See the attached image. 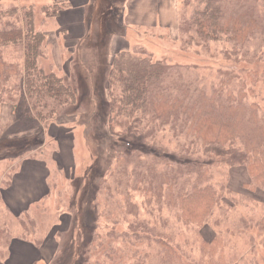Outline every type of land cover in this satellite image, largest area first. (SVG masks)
<instances>
[{
    "label": "rangeland",
    "instance_id": "rangeland-1",
    "mask_svg": "<svg viewBox=\"0 0 264 264\" xmlns=\"http://www.w3.org/2000/svg\"><path fill=\"white\" fill-rule=\"evenodd\" d=\"M171 1L176 2L174 6L179 21L184 0ZM71 2L68 6L64 0H0V11L19 10L11 18L16 25H23L24 12L33 10L35 30L46 35L40 66L46 72H54L58 77L64 78L65 82L78 91L77 104L59 107L56 119H30L26 107L28 100L22 101L20 92L24 48L9 46L5 49L4 56L11 64L16 65L17 73L10 75V81L5 88H1L4 89L1 93L11 90L13 97L19 99L21 108L14 113L10 102L0 103V264H5L9 258L11 244L18 243L14 239L29 238L27 242L38 248L42 244L38 246L35 239L46 235L54 236L52 241L56 244V250L50 259H41L39 264H83L95 228L102 236H107L113 230V238L107 237L101 244L107 246L111 240L113 251L106 256L105 248L102 252L98 251L100 247L95 249L93 254L96 256L91 259V264H162L163 248L158 243V238L151 233L144 238L143 231L135 228L142 227L143 221L149 223V229L157 227L162 230L164 236H168L164 239L191 261L200 258L202 239L210 241L218 235L223 243L214 253L216 260L222 252L231 264H264V191L251 192L247 189L244 186L249 181L247 168L243 164L231 165L244 158L241 149L231 146V142L221 148L189 146L190 141L179 140L169 132V127L167 132L157 133L152 139L146 138L148 144L135 135H112L109 132L108 95V70L114 57L109 46L111 48L114 44L129 43V48L144 46L155 59L197 66L208 83H218L223 78L222 73L230 69L237 70L244 79L251 74L254 81H247L255 90V95L250 96L249 100L264 105V50L257 62H235L224 56L223 49L228 47L227 44L210 42L207 48L195 43L188 46L184 44L180 31L171 28L172 26L163 25L153 29H134L129 26L132 29H126L124 15L127 0ZM157 8V0H153L154 17L157 16ZM57 10L60 12L54 16L53 11ZM64 10L70 11L71 19L82 10L85 30L81 31L73 22L67 27L69 25H65L61 17ZM190 10L191 7L186 12ZM2 22L5 24L4 20ZM117 36L126 37L127 40H117ZM48 110L43 109V112ZM50 123L67 124L70 128L76 126V172L67 181L59 177L52 179L51 199L44 202L45 207L33 205L30 214H23L20 219L19 215H15L5 205L2 193L10 184L13 174L18 172V161L32 158L51 163L56 144L44 135L43 130ZM116 130L121 129L116 127ZM149 144L182 158L201 156L206 161H219L208 165L207 175L211 179L205 175L204 185L212 184L217 188V196L222 195L218 202L226 206L225 210L215 208L209 224L203 227L187 226L170 214L166 206L161 214L153 210L145 203L143 193L136 194L135 197L141 207L139 217L128 215L127 209H124V215L117 214L109 196L103 194L99 198L101 218H97L96 191L108 167L116 163L119 153L129 152L135 147H148ZM192 177L198 181L204 178L200 179L195 174ZM113 180L114 178L111 182ZM221 187H225L224 190L221 191ZM168 214L171 215L170 218L167 217ZM164 218L168 219L166 226L162 223ZM32 219L36 220L35 225H30L29 221ZM22 222L26 224L24 229L38 230V234L26 235ZM130 225L132 230L129 232Z\"/></svg>",
    "mask_w": 264,
    "mask_h": 264
},
{
    "label": "trees",
    "instance_id": "trees-1",
    "mask_svg": "<svg viewBox=\"0 0 264 264\" xmlns=\"http://www.w3.org/2000/svg\"><path fill=\"white\" fill-rule=\"evenodd\" d=\"M189 7L191 10L187 13ZM18 12V9L0 11V103L10 102L14 113L21 108L11 90L1 93L4 90L1 88L10 81V75L17 73L16 65L5 58L4 51L9 46H20L24 48L20 92L22 101L28 100V116L42 121L56 119L59 107L77 104V88L40 66L46 35L35 30L32 9L24 12L23 25H16L11 18ZM59 12L53 11V15ZM179 15L177 29L185 45L195 43L207 48L210 42L227 44L228 47L223 49L226 59L249 63L257 62L264 50V0H184ZM108 72L109 132L112 135H135L148 144L146 138L167 132L169 127L170 133L179 140L190 141L189 146L193 147L221 148L231 142L230 145L240 148L244 156L238 159L240 162L231 163L247 168L249 181L244 186L251 192L264 191V105L249 100L255 95L247 81H254L251 74L244 79L237 70L230 69L222 73L223 78L218 83H208L197 66L155 59L142 45L116 53ZM47 108L49 110L44 113L43 109ZM214 162L219 161H206L201 156L182 158L150 144L119 153L116 163L108 167L97 188V218H101L99 198L103 194L109 196L117 214L124 215V209H127L128 215L139 217L141 207L135 197L143 193L145 203L159 214L166 206L183 224L203 227L209 224L215 208L224 211L226 207L218 202L222 195L217 196V188L212 184L204 185L209 173L207 167ZM194 174L200 179L204 177L203 180H194ZM44 200L35 205L45 207ZM31 211L21 215L27 216ZM21 215L18 216L20 219ZM167 221V218L163 219V226ZM29 223L35 225L37 222L32 219ZM148 224L143 221L142 227L135 228L143 231L144 238L149 237V233L158 238L163 248L162 264H231L222 252L216 260L214 253L223 243L218 235L210 241L202 239L200 258L191 261L164 239L168 236H164L162 230L149 229ZM21 225L26 235L38 234V230L24 229V222ZM97 230L92 232L83 264H91V259L96 256L93 253L99 247L101 252L105 248L106 256L113 251L111 240L107 246L101 245L107 237L113 238V230L109 231V236H102ZM39 238L35 239L38 246L44 242L43 237Z\"/></svg>",
    "mask_w": 264,
    "mask_h": 264
},
{
    "label": "crops",
    "instance_id": "crops-1",
    "mask_svg": "<svg viewBox=\"0 0 264 264\" xmlns=\"http://www.w3.org/2000/svg\"><path fill=\"white\" fill-rule=\"evenodd\" d=\"M73 0H64L68 6ZM153 0H127L124 22L126 29L130 27L136 29L138 27H167L177 28L178 17L175 10L176 2L171 0H157L158 8L156 9L157 16L154 17L152 10ZM171 6V8H170ZM174 6V8H173ZM70 11H63L61 17L65 21V25L76 23L80 30L84 29V20L82 10L77 12L71 19ZM153 25V26H152ZM71 25L67 26L70 27ZM132 28H129L132 29ZM117 40H127L126 37H115ZM112 56L116 53L129 49L127 45L120 44L109 46ZM44 135L51 138L56 144L51 163L43 159H24L18 161L16 168L19 167L18 172L13 174L10 184L2 193L5 205L15 214L21 215L27 210L32 209L33 205L44 200H50L52 194V179L56 177L69 180L76 172V126L72 128L67 124L50 123L44 129ZM53 235H46L43 237L44 242L38 248L31 245L27 240L16 238L12 243L9 251V258L6 260L9 264H39L41 259H50L55 250L56 244L52 241ZM21 240V241H20ZM45 255V256H43ZM34 257V259H33ZM14 261V262H13ZM5 262V264H6Z\"/></svg>",
    "mask_w": 264,
    "mask_h": 264
}]
</instances>
